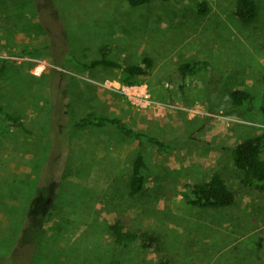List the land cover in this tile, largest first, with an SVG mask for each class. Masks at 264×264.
<instances>
[{"label": "rangeland", "instance_id": "374dc122", "mask_svg": "<svg viewBox=\"0 0 264 264\" xmlns=\"http://www.w3.org/2000/svg\"><path fill=\"white\" fill-rule=\"evenodd\" d=\"M234 1L133 8L126 0H0V104L33 134L0 114V264H153L156 255L144 256L137 243L114 244L116 221L157 234L170 264H263L264 192L242 185L222 147L264 133V0H255L251 24L235 17ZM200 2L208 15L197 14ZM103 46L122 65L154 60L136 84L149 103L136 105L118 90L122 71L74 65L99 58ZM194 61L212 69L180 74ZM235 90L252 95L251 111L229 107ZM92 112L120 118L174 151L159 154L113 127L69 130ZM138 154L147 179L133 197ZM216 172L236 203L191 205L187 185Z\"/></svg>", "mask_w": 264, "mask_h": 264}, {"label": "trees", "instance_id": "16d2710c", "mask_svg": "<svg viewBox=\"0 0 264 264\" xmlns=\"http://www.w3.org/2000/svg\"><path fill=\"white\" fill-rule=\"evenodd\" d=\"M154 0H126L128 5L133 8L149 5ZM170 2L173 0H160ZM196 12L200 16H206L210 12L207 2H200L196 5ZM234 15L244 24L253 23L259 15V6L255 0H235ZM37 51V50H36ZM100 57L90 62L82 63L77 60L74 65L80 70H120L123 73L120 83L123 85H136L138 78L148 76L154 67V60L151 57H145L138 65H122L112 58V47L103 46L100 49ZM7 60L3 61L6 62ZM5 66L0 68V77L5 72ZM212 65L206 61H194L183 63L179 72L182 75H201L203 72L210 71ZM228 105L231 109H244L251 111L253 108V97L249 92L244 90L233 91L228 99ZM0 114L4 116L5 121L13 127L18 128L30 135H33L25 126L23 118L20 115H14L5 111L0 104ZM71 132H79L84 129L95 127L105 128L113 127L119 130L124 136L142 144H149L155 148L159 154H168L174 151L173 145L160 141L149 132L139 131L125 124L120 118H111L104 114L96 112L89 113L83 118L76 120L69 125ZM71 133L70 136L73 134ZM70 139V138H69ZM68 140V139H67ZM69 141V140H68ZM223 153L228 159L233 161L234 166L242 175L241 183L246 188H252L259 192H264V133L243 140L236 147H222ZM147 164L144 156L138 154L131 163V174L129 179V190L131 196L141 194L145 188L147 179ZM189 192V203L200 209H223L232 207L236 203V195L229 188L227 182L220 172H216L213 176L204 182H198L187 185ZM110 231L114 240V244L118 247H128L137 243L141 253L146 256L150 253L156 255L153 264H170L165 255L160 238L157 234L140 230H125L121 221H116L110 225ZM70 264V263H60ZM264 264V262H263Z\"/></svg>", "mask_w": 264, "mask_h": 264}, {"label": "built area", "instance_id": "2783aa9c", "mask_svg": "<svg viewBox=\"0 0 264 264\" xmlns=\"http://www.w3.org/2000/svg\"><path fill=\"white\" fill-rule=\"evenodd\" d=\"M125 96H127L130 101L139 106H144L145 103H149V96L147 91L143 94V87L137 85H123L119 86V89Z\"/></svg>", "mask_w": 264, "mask_h": 264}]
</instances>
